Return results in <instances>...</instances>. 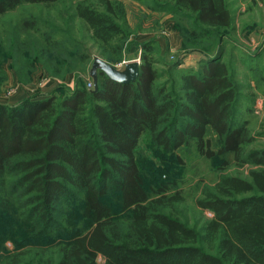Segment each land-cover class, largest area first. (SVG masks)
<instances>
[{"label":"trees","instance_id":"obj_1","mask_svg":"<svg viewBox=\"0 0 264 264\" xmlns=\"http://www.w3.org/2000/svg\"><path fill=\"white\" fill-rule=\"evenodd\" d=\"M56 1L0 0V15L21 3ZM98 1L96 6L80 0L74 15L94 40L120 57L127 36L120 23L124 8L110 0ZM156 8L191 16L196 22L190 32L193 38L233 23L226 0H162ZM221 50L204 60L198 72L180 76L177 96L157 83L151 43L144 42L139 74L132 82L113 81L98 70L96 89L78 76L74 87L59 98L0 103V188L14 175L13 187L44 224L48 212L70 195L71 188L82 193L84 231L60 241L54 264H98L99 255L102 264H264V147L242 152L253 137L234 116L237 93L218 56ZM78 57L85 62L88 54ZM49 69L52 77L60 76L58 68ZM209 129L218 138L216 151L210 148ZM144 132L164 148L194 140L197 151L207 157L231 152L238 165L256 167L249 170V179L223 176L215 192L196 200L200 209L213 214L202 227V236L160 210L164 201L172 202L177 195L167 198L163 185L151 195L144 186L135 157ZM109 190L117 192L120 211L126 213L123 226L104 200ZM206 237L214 241L215 253L196 244Z\"/></svg>","mask_w":264,"mask_h":264},{"label":"rangeland","instance_id":"obj_2","mask_svg":"<svg viewBox=\"0 0 264 264\" xmlns=\"http://www.w3.org/2000/svg\"><path fill=\"white\" fill-rule=\"evenodd\" d=\"M79 1L21 3L0 15V103L11 105L24 98L49 95L59 98L74 87L78 76L86 86L91 83L93 87L90 69L95 57L122 69L128 61L140 62L144 42L151 43L159 73L157 83L165 84L177 96L181 94L180 76L189 70L198 72L201 63L222 48L218 56L221 54L237 93L234 116L253 137L243 145L242 152L264 147V0H226L232 26L195 38L190 36L196 28L195 20L156 8L162 0H110L120 3L125 11L120 23L127 36L120 57L94 40L82 19L74 15ZM90 2L96 6L100 3ZM45 37H49L47 42ZM82 53L88 54L85 62L78 57ZM51 67L58 68L60 76L52 77L48 71ZM207 137L210 148L216 151L218 138L210 129ZM135 157L149 194L163 185L167 198L178 197L169 203L164 201L160 210L194 228L199 237L213 214L200 209L196 200L206 192H215L223 176L249 179V170L256 168L238 165L231 152L207 157L197 151L194 140L177 148H164L154 143L147 132L138 139ZM14 178L6 177L0 188V264L9 260L54 264L60 241L84 231L82 193L71 188L70 195L48 212L44 224L43 218L30 213L34 206L26 204L25 197L13 187ZM117 197L116 191L109 190L104 200L116 211V221L123 226L127 217L120 211ZM196 244L216 252L214 241L208 237ZM103 262L99 255L97 263Z\"/></svg>","mask_w":264,"mask_h":264},{"label":"water","instance_id":"obj_3","mask_svg":"<svg viewBox=\"0 0 264 264\" xmlns=\"http://www.w3.org/2000/svg\"><path fill=\"white\" fill-rule=\"evenodd\" d=\"M139 60H131L125 63L122 69H118L112 64L95 57L92 61L90 74L93 80V89H96L97 71L101 70L113 81L119 83H128L134 81L139 74Z\"/></svg>","mask_w":264,"mask_h":264},{"label":"built area","instance_id":"obj_4","mask_svg":"<svg viewBox=\"0 0 264 264\" xmlns=\"http://www.w3.org/2000/svg\"><path fill=\"white\" fill-rule=\"evenodd\" d=\"M87 86H88V88H92V85H91V83H88V85H87Z\"/></svg>","mask_w":264,"mask_h":264}]
</instances>
